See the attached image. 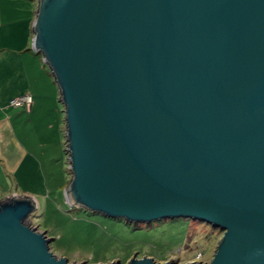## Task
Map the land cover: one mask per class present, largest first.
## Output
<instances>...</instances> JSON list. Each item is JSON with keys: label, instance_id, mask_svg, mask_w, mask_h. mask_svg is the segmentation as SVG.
Instances as JSON below:
<instances>
[{"label": "water", "instance_id": "1", "mask_svg": "<svg viewBox=\"0 0 264 264\" xmlns=\"http://www.w3.org/2000/svg\"><path fill=\"white\" fill-rule=\"evenodd\" d=\"M32 30L64 106L67 204L198 221L222 233L205 264H264V0H37ZM36 210L0 202V264H69L25 226Z\"/></svg>", "mask_w": 264, "mask_h": 264}, {"label": "rangeland", "instance_id": "2", "mask_svg": "<svg viewBox=\"0 0 264 264\" xmlns=\"http://www.w3.org/2000/svg\"><path fill=\"white\" fill-rule=\"evenodd\" d=\"M36 57L42 64L41 57ZM44 67L52 86L41 110L30 113L28 109L0 107V123H8L9 135L25 155L13 172L0 163V202L34 198L37 210L24 221L25 226L45 232L52 254L68 259L69 264H127L134 256L149 257L156 263H210L222 238V233L210 225L183 218L135 224L67 204L64 189L71 176L64 106L48 67ZM4 155L13 156L8 144L0 145V158Z\"/></svg>", "mask_w": 264, "mask_h": 264}, {"label": "crops", "instance_id": "3", "mask_svg": "<svg viewBox=\"0 0 264 264\" xmlns=\"http://www.w3.org/2000/svg\"><path fill=\"white\" fill-rule=\"evenodd\" d=\"M36 9L37 0H0L1 108L12 99L28 94L32 97V105L28 110L30 113L33 109L38 111L44 106L46 96L51 93L44 64L39 63L36 54L31 51ZM9 133L8 123H0V145L8 144L13 149V156L4 155V159L0 158V163L9 172H13L25 155Z\"/></svg>", "mask_w": 264, "mask_h": 264}, {"label": "built area", "instance_id": "4", "mask_svg": "<svg viewBox=\"0 0 264 264\" xmlns=\"http://www.w3.org/2000/svg\"><path fill=\"white\" fill-rule=\"evenodd\" d=\"M32 105V97L28 94L12 99L8 106L12 108L28 109Z\"/></svg>", "mask_w": 264, "mask_h": 264}, {"label": "trees", "instance_id": "5", "mask_svg": "<svg viewBox=\"0 0 264 264\" xmlns=\"http://www.w3.org/2000/svg\"><path fill=\"white\" fill-rule=\"evenodd\" d=\"M129 259H130V256L126 257L125 260H124V263H125L126 261H128ZM98 262H99V261H98ZM92 263H97V262H92Z\"/></svg>", "mask_w": 264, "mask_h": 264}]
</instances>
